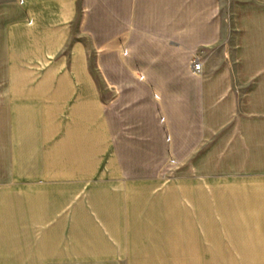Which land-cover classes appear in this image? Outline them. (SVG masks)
I'll list each match as a JSON object with an SVG mask.
<instances>
[{
	"label": "crops",
	"instance_id": "1",
	"mask_svg": "<svg viewBox=\"0 0 264 264\" xmlns=\"http://www.w3.org/2000/svg\"><path fill=\"white\" fill-rule=\"evenodd\" d=\"M226 41L219 0H16L0 264H264L213 230L264 144V81L235 80Z\"/></svg>",
	"mask_w": 264,
	"mask_h": 264
},
{
	"label": "rangeland",
	"instance_id": "2",
	"mask_svg": "<svg viewBox=\"0 0 264 264\" xmlns=\"http://www.w3.org/2000/svg\"><path fill=\"white\" fill-rule=\"evenodd\" d=\"M16 0H0V85L3 82L2 30L14 16ZM222 33L228 45L229 64L236 81H264V0H219ZM199 57V56H198ZM201 58V57H200ZM204 70V69H203ZM0 89V161L6 153V127L2 119ZM260 107L264 109V104ZM264 133V120L258 123ZM264 135V134H262ZM249 157V159H248ZM235 170L229 187L220 179L218 219L213 223L220 246L239 243L244 237L264 242V144L252 146L250 155ZM1 178V175H0ZM244 218V223L240 219ZM214 235V234H213ZM264 256V251L260 252ZM257 256V255H256Z\"/></svg>",
	"mask_w": 264,
	"mask_h": 264
},
{
	"label": "built area",
	"instance_id": "3",
	"mask_svg": "<svg viewBox=\"0 0 264 264\" xmlns=\"http://www.w3.org/2000/svg\"><path fill=\"white\" fill-rule=\"evenodd\" d=\"M192 65L195 73H202L204 69L203 61L200 57L196 56L192 60Z\"/></svg>",
	"mask_w": 264,
	"mask_h": 264
}]
</instances>
